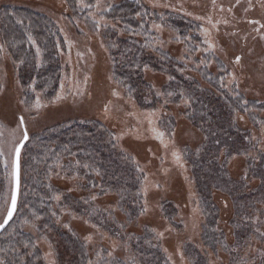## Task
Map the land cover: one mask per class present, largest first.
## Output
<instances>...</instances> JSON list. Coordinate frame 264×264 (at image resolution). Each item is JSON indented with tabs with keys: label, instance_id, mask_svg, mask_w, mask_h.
<instances>
[{
	"label": "trees",
	"instance_id": "16d2710c",
	"mask_svg": "<svg viewBox=\"0 0 264 264\" xmlns=\"http://www.w3.org/2000/svg\"><path fill=\"white\" fill-rule=\"evenodd\" d=\"M65 1L77 10L78 0ZM141 2L106 3L108 10L102 15L108 24L101 28L102 38L111 59L113 78L127 95L145 109H155L162 103L160 124L166 131L176 125L175 117L166 114L168 104L183 102L184 118L202 132L196 148L184 151L203 215L201 246L187 242L184 252L189 253L191 264H209L206 252L209 249L217 252L218 248L229 256L228 264H264V249L254 246L255 242L264 244V149L261 137L254 135L252 129L264 123L259 114L264 103H242L235 82L225 78L220 69L211 71L200 60L189 65L168 50L154 46L155 35L147 18L163 19L155 12L145 15ZM164 17L180 34L191 35L192 43L196 38L200 41L194 22L178 15ZM0 23L1 40L18 65L25 102H31L28 98L34 91L50 97L59 87L62 72L58 47H63V41L55 22L47 15L8 2L0 6ZM31 40L36 42L37 50ZM192 43L188 44L189 54L196 49ZM203 56L207 58L206 54ZM148 70L168 76L160 94L146 80ZM192 72H197L201 79ZM237 114L247 116L250 127H242ZM238 155H244L246 161L235 180L228 165ZM55 175L76 177L80 195L57 185ZM252 179L258 183L252 185ZM141 182L142 175L132 158L119 150L113 131L99 122H62L28 136L20 155L17 208L0 234V261L45 264L35 236L23 229L30 224L37 236L50 241L58 264H102L95 260L93 263L85 242L66 229L68 220L62 217L68 212L89 217L101 230L124 239L125 224H120L110 210L92 211L95 205L92 196L115 195L116 208L131 223L143 211ZM216 193L228 196L232 202L230 215L223 219ZM162 213L170 221L177 214L167 201ZM222 221L225 223L221 224ZM175 223L183 225L181 221ZM222 226H227L230 233ZM228 236L232 242H228ZM126 241L137 258L150 256L152 264H167L159 242L149 230L143 235H129Z\"/></svg>",
	"mask_w": 264,
	"mask_h": 264
},
{
	"label": "rangeland",
	"instance_id": "374dc122",
	"mask_svg": "<svg viewBox=\"0 0 264 264\" xmlns=\"http://www.w3.org/2000/svg\"><path fill=\"white\" fill-rule=\"evenodd\" d=\"M108 1L90 3L78 0L77 10H74L65 0H0V6L10 2L47 15L55 22L63 41V47H58L62 65L58 89L50 97L34 91L28 98L31 102L26 103L24 89L18 80V65L2 42L0 33V222L11 196L14 150L23 137L20 118H23L29 137L62 122L92 120L112 130L119 150L132 158L142 175L143 198V211L131 223L116 208L113 194L93 195L95 205L92 211H112L117 221L125 224L123 235L126 237L143 235L149 230L159 242L167 264H191L184 247L190 241L201 246L203 215L184 151L196 148L202 140V132L196 124L184 118L183 102L168 104L165 113L175 117L176 125L166 131L160 124L164 113L162 103L155 109L142 108L114 80L101 29L108 24L102 13L108 10L110 2L116 0ZM141 1L145 15H154L155 12L163 19L147 18L155 35L154 46L168 50L189 65L200 60L211 71L220 69L225 78L235 82L242 103H264V0ZM170 14L194 22L198 26L200 41L196 38L197 41L192 43L191 35L180 34L167 24L164 16ZM189 43L196 48L194 53L187 51ZM30 44L37 50L34 40ZM187 55L189 59L185 60ZM192 74L201 79L197 72ZM145 78L160 94L168 76L148 70ZM259 114L264 118V109ZM246 117L237 114L242 127H250ZM252 129L254 135L261 137L264 149V123ZM245 158L244 155L231 158L228 170L233 179L243 172ZM76 179L55 175L54 182L77 196L80 190L76 188ZM250 183L256 185L258 182L252 179ZM215 196L223 219L230 215L232 202L222 193ZM165 201L176 210L174 220L181 221V227L163 215ZM62 219L68 220L66 229L75 232L85 242L93 263L94 260L102 264L153 262H149L150 256L137 258L128 247L126 237L120 239L101 230L89 217L68 212ZM222 227L230 233L227 226ZM23 229L35 236V244L42 251L45 264H58L50 241L37 236L33 225L25 224ZM228 242H232L231 236H228ZM256 245L264 249V244L255 242ZM206 257L209 264H228L229 261V256L220 248L217 252L209 249ZM0 264L7 263L0 261Z\"/></svg>",
	"mask_w": 264,
	"mask_h": 264
},
{
	"label": "water",
	"instance_id": "95a60500",
	"mask_svg": "<svg viewBox=\"0 0 264 264\" xmlns=\"http://www.w3.org/2000/svg\"><path fill=\"white\" fill-rule=\"evenodd\" d=\"M25 127H23V137L21 140H23L24 138V132H25ZM28 134V133H27ZM20 140V141H21ZM20 141L17 145L20 144ZM27 141V140H26ZM23 143V145L25 144V142ZM16 145V146H17ZM23 145L20 147V155H21V150L23 148ZM16 148V147H15ZM20 155H19V169H18V177L14 175V170H15V160H16V157H15V150H14V155H13V163H12V189H11V196H10V201H9V205H8V208H7V211L5 213V216L4 218L2 219V221L0 222V234L3 232V230L7 227V225L9 224V222L11 221V219L13 218L14 214H15V211H16V208H17V202H18V197H19V188H20ZM15 191L16 193V208L15 210L12 212V215L11 217L9 218L8 217V209L9 207L11 206V200H12V194L13 192ZM5 221H7L5 223Z\"/></svg>",
	"mask_w": 264,
	"mask_h": 264
},
{
	"label": "snow or ice",
	"instance_id": "6c2138e0",
	"mask_svg": "<svg viewBox=\"0 0 264 264\" xmlns=\"http://www.w3.org/2000/svg\"><path fill=\"white\" fill-rule=\"evenodd\" d=\"M239 59V58H237ZM20 126L23 128L24 127V121L23 118H20ZM28 139V134L27 131L25 130L24 132V138L23 140L20 141V144L16 146L15 148V170H14V175L18 177V169H19V155H20V147L23 145L24 141H26ZM16 208V193L15 191L12 194V200H11V206L8 209V217L10 218L12 215V212L15 210ZM7 221H5L6 223ZM2 226V225H0Z\"/></svg>",
	"mask_w": 264,
	"mask_h": 264
}]
</instances>
